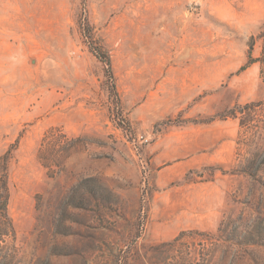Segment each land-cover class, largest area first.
<instances>
[{
	"label": "rangeland",
	"instance_id": "rangeland-1",
	"mask_svg": "<svg viewBox=\"0 0 264 264\" xmlns=\"http://www.w3.org/2000/svg\"><path fill=\"white\" fill-rule=\"evenodd\" d=\"M5 154L0 264H264V0H0Z\"/></svg>",
	"mask_w": 264,
	"mask_h": 264
},
{
	"label": "trees",
	"instance_id": "trees-1",
	"mask_svg": "<svg viewBox=\"0 0 264 264\" xmlns=\"http://www.w3.org/2000/svg\"><path fill=\"white\" fill-rule=\"evenodd\" d=\"M110 65V63H108ZM111 72V70H109ZM261 163L264 165V156L262 158ZM8 164H9V159L7 154L4 156L0 157V211L2 212V218L6 220V222H11L8 212H7V207H8V201H9V190H8V179H9V171H8ZM252 234L249 233V235L245 236V239L247 244L251 243V237Z\"/></svg>",
	"mask_w": 264,
	"mask_h": 264
}]
</instances>
